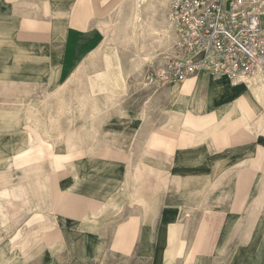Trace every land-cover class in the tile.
Returning a JSON list of instances; mask_svg holds the SVG:
<instances>
[{
    "label": "crops",
    "instance_id": "1",
    "mask_svg": "<svg viewBox=\"0 0 264 264\" xmlns=\"http://www.w3.org/2000/svg\"><path fill=\"white\" fill-rule=\"evenodd\" d=\"M102 7L0 0L2 206L22 195L12 186L29 188V203L8 215L25 220L9 231L44 210L57 234L35 236L24 251L2 238L13 258L0 264H264V74L235 84L200 72L172 85L185 109L151 130L118 98L102 97L126 84L111 91L97 69L88 113L76 90L88 88L81 76L106 38L95 15ZM221 116L226 125L200 140ZM192 177L205 186L197 217L182 207Z\"/></svg>",
    "mask_w": 264,
    "mask_h": 264
},
{
    "label": "rangeland",
    "instance_id": "2",
    "mask_svg": "<svg viewBox=\"0 0 264 264\" xmlns=\"http://www.w3.org/2000/svg\"><path fill=\"white\" fill-rule=\"evenodd\" d=\"M151 1L153 0L140 4L139 15L136 13V1L134 0H101V4H103L101 15H95L98 17L97 21L101 19L99 24L104 29L106 38L96 54L86 63V65H88V70L91 72L83 73L81 76V81L84 80V84L88 88L76 90V95H84L87 97V104L82 106L85 107L84 110L87 109L88 113L94 110V102L90 101L92 95L90 93L97 92L98 94L100 90H94L93 84L92 89H90L91 82H95L93 76L97 74L92 72L97 69L106 72V60L108 55L111 54L110 56H113L115 65L121 76L122 86L125 80V91L118 94V96L115 94L111 95V92L101 91L102 97L118 98L116 100V102L120 101L118 109L128 106V108L133 109L142 120L144 119L148 128L154 130L160 125V127L165 125L168 120L165 122L163 118H165V116L167 117L171 110L178 109L182 111L185 109L183 103L185 99H183V102L174 99L172 91L178 89V86L176 87L169 84L164 85L163 82L157 79V73L164 67L165 61L172 51L174 36L168 22L171 0H165L166 2L163 4L158 3L159 1L156 0L154 1L157 2L155 3V7L151 6ZM262 3L264 9V0H262ZM249 80L250 79H248V81ZM116 102L111 103L117 105L115 104ZM106 117H110V115H104V118ZM108 121L103 122V120H99V122H103V124L108 123ZM160 133L164 135L161 131ZM167 136L168 141H175L173 135L170 134ZM164 148L166 149L167 158L169 156L168 148L167 146H164ZM0 180L1 198V172ZM196 180H198V177H192L191 180L184 179L181 188L184 213L197 217L198 212L203 209V204L198 198H202L201 193L205 192V186L203 184L200 185L198 183L199 180L194 182ZM11 189L12 193L22 190L23 195L15 197L14 194L13 199L3 202L4 205L7 206L6 209H8L10 215L14 213L16 209H21L28 204V199L31 194L29 188L24 186H17L16 188L12 186ZM174 189V185L168 189V192L171 191L170 195H173L170 197H174ZM24 192L27 195H25ZM36 208L39 207L36 206ZM13 219H18L19 223L23 218L10 216V222L1 221L0 218L1 241L2 238L6 241L12 239L13 244L15 243L14 246L24 251L25 248L33 242L35 236L40 240H42L41 237H44V239L48 241L57 240V234L53 232L54 225L50 218L46 216L44 210L36 211L28 222H24L23 224H25V226L21 229L22 231L20 233L9 231L10 229L18 230L19 225L16 223L17 221ZM23 220H25V218ZM7 222L9 223L7 224ZM108 260L109 257L105 259L104 263L106 262L107 264Z\"/></svg>",
    "mask_w": 264,
    "mask_h": 264
},
{
    "label": "built area",
    "instance_id": "3",
    "mask_svg": "<svg viewBox=\"0 0 264 264\" xmlns=\"http://www.w3.org/2000/svg\"><path fill=\"white\" fill-rule=\"evenodd\" d=\"M262 0H171L172 51L157 79L167 85L200 72L246 82L264 74Z\"/></svg>",
    "mask_w": 264,
    "mask_h": 264
},
{
    "label": "bare ground",
    "instance_id": "4",
    "mask_svg": "<svg viewBox=\"0 0 264 264\" xmlns=\"http://www.w3.org/2000/svg\"><path fill=\"white\" fill-rule=\"evenodd\" d=\"M134 1H136V5H135V9L137 10V14H139V8H140V4L141 3H145V2H148L149 0H134ZM154 1H156V0H153V1H151V6H153V7H155L156 6V4L155 3H157V2H154ZM159 2L158 3H160V4H163L164 2H166L165 0H158ZM135 3V2H134ZM155 4V5H154ZM147 5V4H146ZM150 5V4H149ZM117 7V6H116ZM144 7H145V5H144ZM160 7V6H159ZM158 8V7H157ZM148 10V9H147ZM135 13V14H136ZM140 15V14H139ZM138 15V16H139ZM137 17V16H136ZM138 18V17H137ZM262 23H263V25H264V12H263V21H262ZM163 30H164V28H163ZM157 32V31H156ZM166 36H167V33H166ZM165 36V37H166ZM95 54V53H94ZM111 55V54H110ZM110 55H108V57H107V60H106V65H107V69H106V72H104V74L102 75V79H103V81L105 82H107L106 84H110L109 85V89L111 90V91H113V89L114 88H118V87H121L122 86V79H121V76H120V74H119V72H118V70H117V67H116V65H115V62H114V59H113V56H110ZM91 56H93V54L91 55ZM90 60V59H89ZM56 67V66H55ZM49 70V69H48ZM204 73H207V72H204ZM207 74H209V73H207ZM49 75V74H48ZM210 75V74H209ZM256 75V74H255ZM254 75V76H255ZM254 76H253V78H254ZM261 76V75H260ZM264 76V75H263ZM258 77V76H257ZM264 78V77H263ZM99 79V78H98ZM255 79V78H254ZM256 80V79H255ZM261 80H262V78H261ZM250 82V81H249ZM263 82V81H262ZM69 83V82H68ZM96 84V83H95ZM230 84V83H229ZM243 85H244V83H243ZM256 85V84H255ZM234 86V85H233ZM254 86V85H253ZM260 86V85H259ZM65 87V86H64ZM63 87V88H64ZM257 88V87H256ZM261 88V87H260ZM244 89V88H243ZM253 89V88H252ZM119 90V89H118ZM177 90V89H176ZM261 91L263 90V89H260ZM58 91H60V90H58ZM61 91H62V89H61ZM61 91H60V93H61ZM64 91V90H63ZM253 91V90H252ZM258 90H256V92H257ZM248 92V91H247ZM246 92V93H247ZM59 93V92H58ZM176 93V92H175ZM174 93V94H175ZM262 93V92H261ZM180 94V93H179ZM181 94H183V93H181ZM263 94V93H262ZM255 95V94H254ZM264 95V94H263ZM183 96V95H182ZM264 97V96H263ZM263 99V98H262ZM259 101V100H258ZM187 107V106H186ZM210 109H211V107H210ZM239 110V109H238ZM222 111V110H221ZM12 112V111H11ZM61 112V111H60ZM4 113V112H3ZM8 113V112H7ZM10 113V112H9ZM225 113V112H224ZM237 114H239V113H237ZM222 115V114H221ZM28 116V115H27ZM26 116V117H27ZM53 118V117H52ZM28 119V118H27ZM33 119V118H32ZM35 119V118H34ZM55 120V119H54ZM32 121V120H31ZM27 122V121H26ZM25 122V123H26ZM42 123H44L43 121H41ZM52 123H53V120L51 121ZM32 123V122H31ZM36 123H37V121H36ZM35 123V124H36ZM48 124L50 123V121L49 122H47ZM56 123V122H55ZM34 124V123H33ZM34 124V125H35ZM38 124V123H37ZM41 124V123H40ZM40 124H39V127H40ZM54 124V123H53ZM47 125V124H46ZM224 125H226V122L223 120V118H222V116H221V120L220 121H218L212 128H209V129H207V130H205V131H203L204 133H202V134H199L198 136V138L200 139V140H202V137L204 136V134H207V133H209V132H214L215 130H217L218 128H220V127H223ZM50 126H51V124H50ZM54 126H55V124H54ZM36 127V126H35ZM51 128V127H50ZM48 129V128H47ZM46 129V130H47ZM46 130L44 131V132H46ZM50 130V129H49ZM48 130V131H49ZM27 132V131H26ZM12 133V132H11ZM28 144V143H27ZM202 144H203V142H202ZM201 145V144H200ZM185 149V148H184ZM209 152V151H208ZM250 158V157H249ZM1 161H2V157H1ZM247 162V161H246ZM1 166H2V162H1ZM215 172H217V171H219L218 169H216V170H214ZM74 177H76V174H75V176ZM20 190V189H19ZM14 192V191H13ZM18 192H21L22 193V195H23V191L22 190H20V191H18ZM15 193V192H14ZM25 193V192H24ZM21 195V196H22ZM26 195V194H25ZM19 197L18 195H15V197ZM63 197V196H62ZM2 207H4L5 209L7 208V206L6 205H4V203H3V206H2V197L0 198V218H1V221H8L9 220V217L10 216H8V215H10L9 214V211H8V209H6V213H4L3 212V216H2ZM260 224V223H259ZM175 226V225H174ZM176 227H177V225H176ZM180 227V226H179ZM175 228V227H174ZM175 230V229H174ZM178 233H179V231H178ZM181 233V232H180ZM176 235V234H175ZM180 238V237H179ZM179 238H178V240H179ZM176 240V239H175ZM177 242V241H176ZM173 247H174V245H173ZM172 247V248H173ZM15 249L13 248L12 249V251H14ZM156 250V249H155ZM11 252V251H10ZM157 253V252H156ZM155 253V254H156ZM11 258H13V256L12 255H7L6 254V252L5 251H2V248L0 249V263H2V259H4V261L6 262V263H8V262H10L11 261ZM17 260V259H16Z\"/></svg>",
    "mask_w": 264,
    "mask_h": 264
}]
</instances>
